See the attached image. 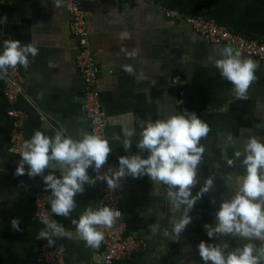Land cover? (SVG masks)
<instances>
[{"label":"crops","instance_id":"obj_1","mask_svg":"<svg viewBox=\"0 0 264 264\" xmlns=\"http://www.w3.org/2000/svg\"><path fill=\"white\" fill-rule=\"evenodd\" d=\"M83 4L117 165L120 156L139 154L135 144L142 121L166 120L187 111L197 114L210 129L200 141L205 151L193 195L209 178L213 186L189 213L192 222L178 239L165 235L180 216L171 210L167 186H153L147 176L128 177L123 198L128 233L145 241L146 247L132 260L118 264H203L197 250L201 241L227 243L229 250L247 243L226 236L210 239L204 225L215 226L220 204L234 195L245 174L243 157L237 159L235 153L243 152L250 137L264 143V62L241 54L256 61L258 68L248 98L236 99L233 86L215 67V61L222 58L219 50L225 46L214 45L186 23L168 18L166 11L175 9L212 20L248 40L264 41V0H83ZM5 40L31 43L39 50L35 58L29 56L27 69L20 66L25 96L15 108L26 115L25 141L35 131L52 137L62 129L73 139H79L81 132L92 134L82 107L84 82L76 66L79 46L71 33L65 0L59 8L54 0H0V52ZM6 85L7 76L0 79V264H41L40 251L47 241L36 239L45 229L35 219L36 196L47 194L51 211L50 190H44L40 176L15 175L20 156L10 149L12 119ZM181 92L183 107L179 105ZM124 129L135 131L128 151L122 146ZM114 135L120 140H114ZM141 155L147 158L148 153ZM229 159L235 166H228ZM88 173L95 177L92 168ZM75 200L77 207L69 218L52 214L73 233L72 219L78 220L88 205H101L99 182L85 185ZM13 218L20 219L21 231L11 228ZM54 239L66 264H101L102 244L93 249L76 238Z\"/></svg>","mask_w":264,"mask_h":264},{"label":"clouds","instance_id":"obj_2","mask_svg":"<svg viewBox=\"0 0 264 264\" xmlns=\"http://www.w3.org/2000/svg\"><path fill=\"white\" fill-rule=\"evenodd\" d=\"M62 0H54L55 7H61ZM38 48L33 44L22 45L19 40H5L0 52V79H4L9 69L21 66L27 69L29 56L35 58ZM221 59L215 61L220 75L233 87L236 99L246 100L251 84L255 81L258 68L256 61L242 58L239 51L225 46L219 50ZM126 71L132 72L130 66ZM185 115H172L166 120L140 124V139L135 144L139 154L120 156L118 167H109L108 172L100 170L108 162L112 152L109 141L96 134L81 132L79 139L65 135L57 130L52 137L35 131L34 135L22 145L20 159L15 170L16 176L43 178L45 191L50 190L51 213L69 218L77 207L76 196L83 194L85 185L94 186L97 181H105L109 189H117L125 177L142 178L147 176L153 186H167V199L173 213L180 216L173 222L171 233L165 232L169 240H176L191 224L189 213L201 197L213 186L209 178L195 195L193 189L199 183L198 166L205 151L200 144L210 131L209 126L195 113L185 111ZM134 130L124 129L122 146L128 151L133 143ZM119 141L120 136L114 135ZM147 152V158L142 153ZM245 174L238 180V189L230 199H225L216 211V224L204 225L210 239L226 236L248 241L242 246L229 250L227 243H206L197 246L203 264H264V143L250 137L243 152L235 153ZM229 167L235 166L232 159ZM92 168L97 175L92 178L88 170ZM48 174L45 175V172ZM57 172L59 175H57ZM182 210V211H181ZM121 213L115 208L101 205L94 208L88 205L79 219H72L75 233L70 232L55 220H45V229L39 231L36 239L46 240L47 246L56 244L54 238H76L86 246L98 249L104 239L100 228H111ZM20 219L10 221L11 228L21 231ZM259 242V245L255 242Z\"/></svg>","mask_w":264,"mask_h":264},{"label":"built area","instance_id":"obj_3","mask_svg":"<svg viewBox=\"0 0 264 264\" xmlns=\"http://www.w3.org/2000/svg\"><path fill=\"white\" fill-rule=\"evenodd\" d=\"M65 2L71 18V33L76 38L79 46L76 66L84 82L85 91L82 107L89 123H91L92 134L106 138L112 148L108 162L100 170V174H104L108 172L109 167L116 168L118 165L114 162V148L109 140V116L100 90V68L90 43V31L83 7V0H65ZM166 14L170 19L186 23L195 33L207 38L214 45L229 46L234 51H239L242 55L264 62V41L248 40L233 33L228 28L216 24L212 20L183 15L179 10L168 9ZM24 96L25 91L20 66L9 69L5 97L11 106V109L8 111V115L12 119L10 149L12 153L19 156L22 145L25 142L23 125L26 115L23 111L15 108V105L18 99ZM184 98V93L181 92L179 98L180 107H183L185 103ZM185 114L184 111L179 115ZM93 173L95 176L97 175L95 171ZM98 182L101 205L115 208L121 213V217L116 219L111 228H100V231L104 233V239L101 243L103 247L101 264H118L130 261L145 249L146 243L128 233L123 210V198L128 187V177L123 178L120 187L115 190L109 189L105 181ZM35 211V219L44 228L46 227L44 223L46 219L54 220L48 207V195L43 192L38 193L36 196ZM39 261L41 264H66L61 248L55 245L48 247L47 244L43 245L40 251Z\"/></svg>","mask_w":264,"mask_h":264}]
</instances>
